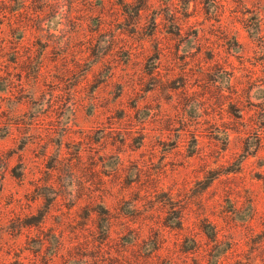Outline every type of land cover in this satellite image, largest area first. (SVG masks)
Listing matches in <instances>:
<instances>
[{"label": "rangeland", "instance_id": "obj_1", "mask_svg": "<svg viewBox=\"0 0 264 264\" xmlns=\"http://www.w3.org/2000/svg\"><path fill=\"white\" fill-rule=\"evenodd\" d=\"M0 264H264V0H0Z\"/></svg>", "mask_w": 264, "mask_h": 264}]
</instances>
